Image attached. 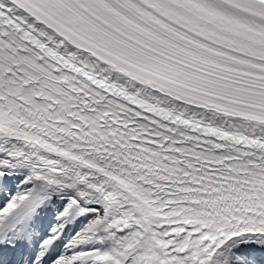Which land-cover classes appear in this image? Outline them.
<instances>
[{"label":"snow or ice","instance_id":"1","mask_svg":"<svg viewBox=\"0 0 264 264\" xmlns=\"http://www.w3.org/2000/svg\"><path fill=\"white\" fill-rule=\"evenodd\" d=\"M0 264H264V0H0Z\"/></svg>","mask_w":264,"mask_h":264}]
</instances>
